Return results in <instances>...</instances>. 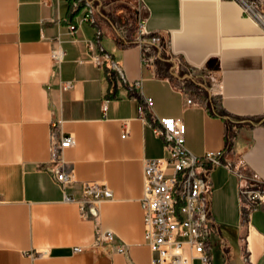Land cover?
Returning <instances> with one entry per match:
<instances>
[{"label": "crops", "instance_id": "crops-1", "mask_svg": "<svg viewBox=\"0 0 264 264\" xmlns=\"http://www.w3.org/2000/svg\"><path fill=\"white\" fill-rule=\"evenodd\" d=\"M69 1L0 0V264H152L140 201L143 162L168 151L138 113V90L153 100L146 120H183L185 146L196 155L220 150L232 137L228 156L244 164L246 176L264 180V33L233 0H140L145 29L167 44L159 55L152 47L142 56L139 45L126 44L115 30L136 0H94L102 35L91 48L92 24L67 32L85 8L73 9ZM258 7L264 11V0ZM98 45L129 85L140 80L138 88L117 81L107 60L91 61ZM56 46L63 56L55 61ZM67 134L74 143L59 155L75 183L63 189L51 152ZM85 180L112 191L95 215H82L77 201L63 199ZM210 180L211 264H264V228L251 222L264 209L248 227L237 211L227 221L217 209L220 193L236 196L239 179L216 167ZM237 225L244 242L239 251L223 227ZM108 229L124 252L111 242L95 245L97 233ZM77 246L83 249L74 252Z\"/></svg>", "mask_w": 264, "mask_h": 264}, {"label": "built area", "instance_id": "built-area-1", "mask_svg": "<svg viewBox=\"0 0 264 264\" xmlns=\"http://www.w3.org/2000/svg\"><path fill=\"white\" fill-rule=\"evenodd\" d=\"M240 10L260 26L264 33V11L258 3L262 0H233ZM73 9L84 6V10L74 22L67 25V32L73 33L77 26L89 22L94 26V39H88V46L93 48L95 39L102 35L97 17L95 16L94 0H70ZM97 5V4H96ZM146 17L141 12L140 0H136L130 13L122 14L115 24V30L126 44H136L142 50V56L152 47L157 49L158 55L165 49L166 41L159 33L145 29ZM53 60H60L63 50L56 46L51 51ZM144 59V58H143ZM175 63L181 59L174 57ZM109 62V67L115 72L117 81L126 84L129 90L140 86V80L128 84L122 69L114 61L112 54L104 46L98 45V51L91 58L94 64L102 65ZM65 87L71 83L66 82ZM138 113L151 127L154 135L163 140L164 148L168 151L166 157L146 158L143 162L144 189L141 196V207L144 213V240L152 252V264H192L193 259H199L200 264H211L208 248L209 236L212 231V215L210 206L211 182L210 174L216 167L222 166L234 173L239 179L237 194L239 196L240 224L250 225L252 214L264 209V180L243 173L244 164L238 163L228 156L232 137L227 136L226 144L220 150L205 151L194 154L185 146V123L174 116L153 115L146 120L144 115L152 110L151 96H145L138 90ZM185 104L191 105L192 98L185 94ZM102 111L106 110V100L101 103ZM124 135V133L122 134ZM74 139L71 134L61 136L59 143L52 148V160L58 162L55 167V178L63 189L75 183L72 170L65 166L60 158L59 150L71 146ZM244 179V182L241 180ZM78 191L75 194H63V199L78 202L82 215H95L99 201L110 198L111 188L108 184L91 181H78ZM111 242L114 250L124 252L125 244L116 241V235L111 230L97 233L95 245L101 248L103 243ZM82 246L74 248V252L81 251ZM246 256L249 259L247 242Z\"/></svg>", "mask_w": 264, "mask_h": 264}, {"label": "rangeland", "instance_id": "rangeland-1", "mask_svg": "<svg viewBox=\"0 0 264 264\" xmlns=\"http://www.w3.org/2000/svg\"><path fill=\"white\" fill-rule=\"evenodd\" d=\"M220 168H224L222 166H219ZM225 169V168H224ZM221 196V200L218 206V210L219 213H221L222 216L226 217L227 221L232 220V216L233 213L235 214L236 211L237 213H239V209H238V201H239V197L238 194L235 196L233 194H229V195H223L222 193H220ZM217 210V213H218ZM235 211V212H234ZM262 211H260V214L257 213L255 214L252 219L251 222L253 224H255L258 228H264V214L261 213ZM224 230H226V237L228 238V240H230V242L234 245V247L237 249V251H239L242 247H244V242L240 240V229L238 227V225L234 228L232 226H223ZM194 264H199V262H194Z\"/></svg>", "mask_w": 264, "mask_h": 264}, {"label": "trees", "instance_id": "trees-1", "mask_svg": "<svg viewBox=\"0 0 264 264\" xmlns=\"http://www.w3.org/2000/svg\"><path fill=\"white\" fill-rule=\"evenodd\" d=\"M106 71H107V76L110 78V81L112 82L113 81V76L111 75L112 74V72L110 71V69H106Z\"/></svg>", "mask_w": 264, "mask_h": 264}]
</instances>
